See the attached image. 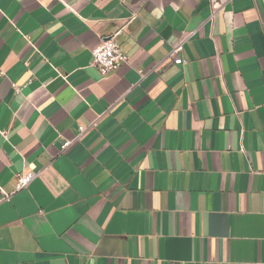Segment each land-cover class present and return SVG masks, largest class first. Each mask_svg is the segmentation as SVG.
I'll use <instances>...</instances> for the list:
<instances>
[{
    "label": "crops",
    "instance_id": "0c3cea01",
    "mask_svg": "<svg viewBox=\"0 0 264 264\" xmlns=\"http://www.w3.org/2000/svg\"><path fill=\"white\" fill-rule=\"evenodd\" d=\"M0 264H264V0H0Z\"/></svg>",
    "mask_w": 264,
    "mask_h": 264
},
{
    "label": "built area",
    "instance_id": "2783aa9c",
    "mask_svg": "<svg viewBox=\"0 0 264 264\" xmlns=\"http://www.w3.org/2000/svg\"><path fill=\"white\" fill-rule=\"evenodd\" d=\"M216 7V6H215ZM217 8V7H216ZM215 8V9H216ZM135 16V14H134ZM122 29L116 30L111 36L103 40L102 44L92 51V64L99 68L103 75L117 70L123 63L128 61V56L122 51L117 38L121 34ZM185 39H179L172 45L168 56L173 58L176 65H183L185 60L182 56L184 51ZM80 134L87 130V126H80ZM6 134V132H3ZM72 141H65L62 144V149H67ZM37 176L35 172H22L17 174V189L27 187L31 181Z\"/></svg>",
    "mask_w": 264,
    "mask_h": 264
}]
</instances>
